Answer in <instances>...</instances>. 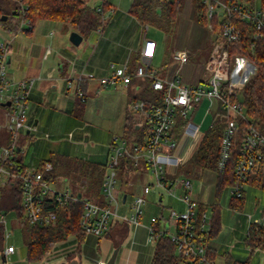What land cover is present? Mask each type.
<instances>
[{
	"label": "built area",
	"instance_id": "2783aa9c",
	"mask_svg": "<svg viewBox=\"0 0 264 264\" xmlns=\"http://www.w3.org/2000/svg\"><path fill=\"white\" fill-rule=\"evenodd\" d=\"M204 6L207 25L212 31L211 20L216 17L219 31L213 40L210 55L205 63L208 79L190 86L180 82L176 73L171 78L158 76L150 58L154 55V39L144 40L141 57L133 70L127 63L109 64L110 72L97 75L94 72H81L68 79L67 87H74L75 92L84 99L85 82L94 81L99 87L129 86L133 76L150 79L152 90L161 92L160 102H146L136 98L129 104L127 116L134 125L132 135H113L107 152L106 167L102 181V203L77 195L70 188L59 189L55 181L49 179L53 164L43 160L41 165H23L20 161L22 145L20 139L31 132L35 125L28 122V105L34 77L13 79L6 70V58L11 53V41L0 39V106L5 111L3 127L7 132L5 142L0 143V180L4 186L17 188L20 192V208L26 222L30 225L53 226L57 221V211L66 210L74 202L83 205L80 217L81 230L84 234L103 236L115 221L138 225L144 213L146 195L155 188L184 204L183 209L169 207L166 215L151 216L147 227V240L155 241L157 236L167 235L174 243L176 251L185 259L186 264H214L207 256V236L210 219L207 218L206 206L192 194L193 184L188 177H178V168L189 158L180 155L178 147L185 134L197 135L198 124L188 115L194 111L200 100L220 101V114L227 119L219 148L216 171L222 172L229 156L232 139L238 129V118L243 119V137L240 146V158L234 172L236 182L229 186L231 196L241 197L250 179L259 172L264 176V134L249 119L244 106L240 103L239 89L253 73L255 65L246 57H229L227 43L238 39L240 29L234 24L233 16L254 24L253 39L264 37V0H249L241 3L236 0H200ZM101 10V6L97 7ZM28 27L21 21L20 29ZM50 47L46 49V53ZM173 59L179 65L188 61V52L177 49ZM254 65V66H253ZM75 82V83H74ZM208 85L209 87H207ZM236 97V99H232ZM179 119L186 123L181 134L175 136V126ZM122 158L130 161L139 171L146 170L152 179L145 183L141 192L134 194L128 202V212L120 213L119 206L123 196L115 195L113 188L117 182V167ZM180 190V192L178 191ZM126 200V199H124ZM125 202V201H124ZM201 205L203 207H201ZM5 210V212H3ZM8 210L0 208V225L3 227L0 256L3 259L15 252V245L9 243L11 236L7 229L5 214ZM262 217L249 223L252 226H264V207ZM250 218V215H248ZM57 242V241H56ZM51 246L46 254L52 253ZM262 252H264V248ZM43 258V257H42ZM95 264H107V259H99Z\"/></svg>",
	"mask_w": 264,
	"mask_h": 264
},
{
	"label": "trees",
	"instance_id": "16d2710c",
	"mask_svg": "<svg viewBox=\"0 0 264 264\" xmlns=\"http://www.w3.org/2000/svg\"><path fill=\"white\" fill-rule=\"evenodd\" d=\"M182 6L183 0H132L128 12L143 24L154 26L166 34L173 35ZM194 7L196 21L200 25L205 26L207 19L204 13V6L200 0H194ZM101 10H97L96 6L90 5L86 0H0V26L10 32H16L21 21H26L29 25L26 31L31 32L38 20L49 19L65 23L85 38L91 32L104 28L106 23L103 17L104 2L101 4ZM2 15H6L5 20L1 19ZM233 22L240 29V35L235 41L227 43L226 49L229 57L241 55L255 65L253 73L240 87L239 98L237 99L244 106L249 119L264 134V37L261 39L252 38L254 24L251 22L243 21L236 15L233 16ZM211 23L213 26L212 35L217 34L219 31L217 18L214 17ZM136 60H138V56ZM150 82L151 80L147 78L132 77L129 84L132 92L128 98V106L136 98L143 99L146 102L152 100L156 103L160 102L161 92L152 90ZM232 99H236V97ZM220 112V101L217 100L215 113L210 125L204 130L197 147L187 161L182 166H179L178 173L184 171L188 175H194L198 170H216L220 143L227 123V119ZM185 123V119H178L175 126L178 133L176 137L183 131ZM243 128V119L238 118V129L232 139L225 167L222 172L217 173L218 191L236 182L234 169L241 155L240 146ZM134 131V125H132L126 113L125 134L129 136ZM46 160L51 161L53 164V169L49 173L51 181H55L59 174L65 173L69 168L79 170L82 175L79 182L80 187L73 189V191L81 193L89 200L102 203L99 188L103 171L107 164L106 161L100 162L79 157H73L72 159L63 157L60 159L54 154H51ZM20 161L22 160L20 159ZM127 162L126 158L121 159L119 164L121 170L124 169V164ZM42 163L43 160L38 165ZM129 168L131 167L129 166ZM250 183L264 188V176L259 172L255 178L250 179ZM244 196L245 194H242L241 197L231 196L229 206L236 209L241 208L244 204ZM19 201L20 192L17 188H11L9 185L3 187L0 208L6 210L16 208L17 216L22 218L28 236L26 243V259L28 261L41 259L48 251L51 242L65 240L71 235L76 236L79 243L83 240L84 233L80 225V217L83 210L82 203L74 202L69 205L68 209L58 210L55 225L38 226L30 225L24 220ZM212 206L213 212L210 218V230L207 241L216 236L221 228V208L218 201L214 202ZM201 207L203 206L201 205ZM2 234L3 227L0 225V247ZM119 240L115 241L116 246ZM244 241L251 249L264 248V226L249 227ZM207 256L212 258L209 247H207ZM182 261H185V259L176 251L174 243L170 241L167 235L155 238L150 264H179ZM227 263L234 262L228 259ZM243 264H247V262Z\"/></svg>",
	"mask_w": 264,
	"mask_h": 264
},
{
	"label": "rangeland",
	"instance_id": "374dc122",
	"mask_svg": "<svg viewBox=\"0 0 264 264\" xmlns=\"http://www.w3.org/2000/svg\"><path fill=\"white\" fill-rule=\"evenodd\" d=\"M86 1L90 5L94 6L101 0ZM237 1L241 3H247L249 0ZM107 17L108 15L105 14L107 24L104 29V35L108 32L110 33V31H113L116 27L115 23L113 21H109ZM191 22L193 21L191 20ZM107 25L109 27L108 29ZM190 25L191 24L179 25L182 28V33L184 36L188 37V35L192 32V27ZM19 29L20 26L18 27L17 31ZM26 29H28V27H23V31H26ZM177 31L178 27L175 32ZM55 32L56 33L53 39L56 44L66 36L69 37V33H66L67 35L65 34V32H67L66 29H56ZM34 33H37V29H35ZM146 36L156 40L161 48L165 49L167 54H170L171 51L177 46L175 42V33L173 35L166 34L163 31H158L156 27H151L147 30ZM102 37L103 33L95 30L87 37L83 38L78 46L74 47H76L78 50L84 51V53L87 52V57L92 51L99 52L102 47H105L103 49V54L97 57L98 62L101 65H109L110 62H117L116 59L111 55V52H114V50L118 47V40L112 39L106 44L105 36L104 38ZM10 38V31L5 30L0 26V39L10 40ZM15 42L16 41L14 40L12 44L14 45ZM185 42H187V39L184 40V43ZM204 42L203 49L193 51V54H190L187 64L190 65L191 68H194V73H198L201 79H208L209 73L205 69V63L206 58L209 57L211 45L213 44L212 34L209 35L206 32ZM19 44L23 46V43L19 42ZM48 45L55 49V44H53V42H48ZM159 60L154 61L152 66H159ZM137 62L136 56L133 54L128 63L129 69L133 70ZM15 67L16 66L13 62L7 63L6 70L10 74H14L15 69H19L18 66L16 68ZM157 70L158 76L163 78L165 72L162 70V68ZM178 76L182 79L188 78L184 73H182L180 68L178 70ZM206 86L209 87L208 85ZM90 87L93 88V84H91ZM131 92L130 86L125 87L111 85L108 87H99L97 90L92 91L88 89L84 90V99H82L81 96L77 94L76 101L75 96H73V93L71 92L67 96L71 98L70 104L75 106V114L69 113L68 110L65 109L66 107H64V103H62L60 100H58L59 98L56 97V95L60 96L59 93L66 95V93L63 92L62 87H59L57 90H49L46 94L41 93L37 95L36 98H33V100L29 102L27 112L32 118H38L39 123L33 130H31L30 133H25V135L20 139V143L22 145L21 155L24 156V159L29 166H31V164H33L40 157L42 158L47 156L49 149L54 151V156L60 157V159L63 157L72 159L74 156L77 157L88 155L91 156L92 160L105 162L107 160V151L109 146L108 141L111 140V137L113 135H126V113L129 108L128 98ZM199 103L196 104L195 111L191 112L188 115V118H191L194 123L198 124V131H201V127L204 129L206 120H210L211 117H213L216 109V101L212 99L209 103L208 114H206L208 102L204 101L202 98ZM0 109V122H2L0 125L1 143L3 141L5 142L7 132L3 127V123L6 119L5 111H3V108L1 107ZM174 132L176 136V134H178L176 129H174ZM197 135L195 134L189 137V143L187 141L185 142L184 147L187 145V143L188 145L186 149H184V152L182 150L183 155H186L187 152L190 154L192 150H195L194 146L197 143ZM129 166L131 168H129ZM217 173L218 172L216 170H198L194 175H188L184 171H181L177 176L188 177L193 184L192 194H198L201 200H205L209 203L206 208L208 220L211 218L213 212L212 203L216 201H218L221 208L220 217L222 226L224 225L226 228H230L235 222L238 223L240 219H242L243 224H249L255 221V219L261 218V209L264 207V188H262V186H248L244 193L245 196L243 208L240 211H236V209L232 210L229 206V199L231 197L230 193L228 192L229 186H226L218 191ZM80 177H82V175L79 170L69 168L68 171L57 176L54 185L59 189L70 188L75 190L80 187ZM116 178L117 182L113 188V192L117 196L121 191L132 193L134 187H136V190H140L141 192L143 185L152 179L151 175H149L146 170L138 172L137 169H134L130 161L124 164L123 170H121L118 165ZM102 181L99 188L100 192ZM3 187L4 180H0V201ZM155 192L156 189L153 188L151 192L146 195V203L144 205L146 212L148 209L146 214L157 212L158 208L155 211ZM178 192H180V190ZM162 193L164 195L163 203L165 207L162 206L161 210H163L164 213L165 211L167 213V206H170V203H175L176 199L166 195L163 191ZM102 195L103 194L101 192V196ZM248 215H250V218ZM5 217L7 219V229L11 233L8 241L15 245L16 252L14 254H8L5 259H2L0 256V264H47V261L54 253L53 251L52 253L45 254L40 261H28L26 259V243L28 236L26 234L25 224L22 222V218L17 216L16 208L9 209L5 214ZM149 242L152 243V241ZM144 243L146 242L144 241ZM50 246L51 243L49 244V248ZM96 253L97 251H95V249H90L88 253L83 255L82 263L94 264L95 258L97 257ZM262 263H264V258H261L260 264Z\"/></svg>",
	"mask_w": 264,
	"mask_h": 264
},
{
	"label": "crops",
	"instance_id": "0c3cea01",
	"mask_svg": "<svg viewBox=\"0 0 264 264\" xmlns=\"http://www.w3.org/2000/svg\"><path fill=\"white\" fill-rule=\"evenodd\" d=\"M102 2L105 3L103 17L105 18V14H107L108 20L113 21L116 27L113 31H110V33L108 32L104 35V29L107 24L105 18L106 23L104 28L97 31L103 33L102 38H104L105 36L106 44L112 39L118 40V47L114 50V52H111V55L116 59L117 62L110 63H116L115 65H122L124 63L128 64L133 54H135L136 57L138 56V60L136 61L139 62L144 40L148 38L146 36L147 30L151 27H155L148 24H143L128 12V8L132 0H101L94 6H101ZM191 20L195 23L191 22ZM180 24H191L190 26L192 27V32L188 35V37L183 35L182 28L179 26ZM177 27L178 31L175 32V42L177 46L171 51L170 54H167L165 49H162L159 43L155 40V52L154 55L150 58V61L153 65L154 61L160 59L158 61L159 66H156L155 68H162V70L165 72L163 78L173 77L176 73L178 74V70L180 68L182 73H184L186 77H188L184 79L179 77L180 82L186 85L193 86L202 80L200 78V75L198 73L195 74L194 68H191V66L188 65L187 62L179 65V63L173 59V52L177 49H185L188 52L189 59V56L191 53L193 54V51L203 49L206 32L209 35H211L212 32L207 24L205 26H202L196 21L194 0H183L182 11L180 13L176 29ZM108 28L109 27L107 25V29ZM35 29H37V33H34ZM56 29H66L67 32H65V34H68L73 30L70 26L66 25L63 22L49 19H40L35 23V26L31 32L23 31V28L19 29V32H10L11 53L9 63L13 62L16 67H19V69L15 67L17 69H15L16 74H10L9 72L8 73L13 79H21L24 77L35 78L34 85L30 92L29 102L41 93L46 94L49 90H57L59 87H62V90L64 93H66V95H62L61 93H59L60 96L56 95V97H58V100L64 103L63 105L64 107H66L65 109L68 110L69 113L75 114V106H72L70 104L71 98H69L67 95L72 92L73 96H75L76 101L77 93L75 92V89L73 87H67L68 79L75 77L81 72L89 71L94 72L97 75H105L110 72V68L108 64L101 65L97 60V57L103 54V49L105 47H102L99 52L92 51L87 57V52L84 53V51L78 50L76 47H74L78 46L81 42L78 45L72 44L69 40V37L66 36L67 34L65 35V38L61 39L56 44L53 39L56 33ZM157 30L161 31L159 29ZM185 39H187V42H185L186 44L184 43ZM14 40L16 42L13 45L12 43ZM19 42L23 43V46H21ZM48 42H53V44H55V49L52 46L48 45ZM48 47H50V51L46 53V49ZM207 59L208 58H206V60ZM91 84H93V88L90 87ZM82 86L85 90L88 89L90 91L97 90L99 88V86L94 81L85 82ZM204 101L208 102V108L206 109V114H208L210 102L206 99H204ZM2 110L4 111V109ZM211 120L212 117L210 120H206L204 129L201 127V133L196 138L197 143L194 146L195 148L197 147L204 130L210 125ZM28 122L37 126L39 123V119L32 118L28 114ZM1 124L2 122H0V125ZM191 136L192 135L190 134H185L181 138L179 147L177 149L180 155L183 154L182 150L184 152V149H186L189 143V137ZM111 140L108 141L109 145L111 143ZM186 141L188 143L184 147ZM48 151L49 152L47 156H44L42 158L40 157L33 164L37 165L41 160H46L51 154H54V151H52L51 149H49ZM193 151L194 150H192L190 154L189 152H187L188 156H190ZM77 157L92 160L91 156L88 155ZM20 159L22 160V163L24 165L29 166L26 163L24 156L20 155ZM139 192L140 190H136V187H134L132 193L123 191L119 193V195L122 194L123 196V202H121V205L119 206L120 213L128 212L129 200L134 194ZM154 196H156L155 211L158 208L157 212L146 214L148 212V209L147 212L144 209L140 224L134 225L131 223H126V225H124V222L115 221L111 225L109 232L103 236L84 234L83 240L80 243L74 235L69 236L65 240L57 241L52 247V251L54 253L47 261V264H57L61 261H71L73 264H84L82 263L83 255L88 253L90 249H95V251H97V257L95 258L94 264L99 259L108 260L113 249L116 246L115 241L119 239L120 240L117 245L118 250L113 264H150L154 249V241L150 243L147 240L148 233L146 225L149 223L151 216H160L161 214H167L166 211L164 213L163 210H161L162 206L165 207L163 203V193H161L160 196V193H158V191L156 190ZM194 196L199 199L201 203L206 207L209 205L207 201L201 200L198 194ZM169 205L170 206H167L168 208H184V204L177 199L175 200V203H170ZM242 208L243 206L238 209H231L240 211ZM248 226V224H243L242 219H240L238 223H233L230 228H226L224 225L222 226L221 223V228L217 235L208 240L209 252L214 264H228V259L234 262L230 264H243L244 262H247V264H260L261 258H264V252H262V249H260V247L251 249V247L248 246L244 241ZM144 241L146 243H144ZM1 258L3 259L2 256ZM40 260L41 259L36 261ZM179 264L186 263L185 261H182Z\"/></svg>",
	"mask_w": 264,
	"mask_h": 264
},
{
	"label": "water",
	"instance_id": "95a60500",
	"mask_svg": "<svg viewBox=\"0 0 264 264\" xmlns=\"http://www.w3.org/2000/svg\"><path fill=\"white\" fill-rule=\"evenodd\" d=\"M1 19L5 20L6 19V15H2ZM215 38H216V34H213L212 35V40H214ZM82 39H83V36L81 34H79L75 30H72L69 33V40L74 45H78L82 41ZM6 61L9 63L10 55L7 56ZM77 195L80 196L81 193L78 192ZM3 212H5V210ZM117 250H118V246H115V248L113 249L110 257L107 260V264H113L114 263V260H115L116 254H117ZM57 264H73V263L71 261H61L60 263H57Z\"/></svg>",
	"mask_w": 264,
	"mask_h": 264
}]
</instances>
